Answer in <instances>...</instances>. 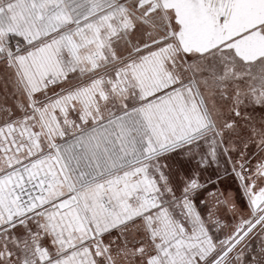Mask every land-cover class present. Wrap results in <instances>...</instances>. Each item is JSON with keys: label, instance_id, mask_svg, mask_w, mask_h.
Here are the masks:
<instances>
[{"label": "snow or ice", "instance_id": "snow-or-ice-1", "mask_svg": "<svg viewBox=\"0 0 264 264\" xmlns=\"http://www.w3.org/2000/svg\"><path fill=\"white\" fill-rule=\"evenodd\" d=\"M0 264H264V0H0Z\"/></svg>", "mask_w": 264, "mask_h": 264}]
</instances>
